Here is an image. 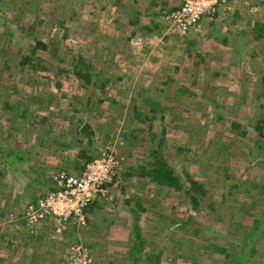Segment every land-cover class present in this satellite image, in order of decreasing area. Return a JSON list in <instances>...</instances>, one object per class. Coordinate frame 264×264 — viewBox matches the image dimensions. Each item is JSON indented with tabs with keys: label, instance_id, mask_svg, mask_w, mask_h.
<instances>
[{
	"label": "rangeland",
	"instance_id": "rangeland-1",
	"mask_svg": "<svg viewBox=\"0 0 264 264\" xmlns=\"http://www.w3.org/2000/svg\"><path fill=\"white\" fill-rule=\"evenodd\" d=\"M248 1L243 4L248 10L243 11L238 3L208 28L219 34L213 53L210 50V56H216L211 63L219 66V75L210 79V88L206 89L201 88L207 83L203 82L207 81L203 64L195 56L189 59L186 52V41L196 32L181 36L161 21L158 33L145 34L143 44L136 40L142 37L139 26L152 18L141 2L133 11L129 2L123 7L116 0H29L23 13L20 6L27 0H0V146H12L16 139L24 143L22 148L38 172H28L30 180L53 179L50 174L60 170L80 175L78 166L85 165L82 150L96 156L110 147L118 162L116 180L109 183L100 199L91 201L98 203L94 206L95 217L88 214L85 224L71 227L75 222L69 223L64 231L62 226H52L60 220L53 212L43 219L47 223H30L26 198L32 190L22 187L23 182L19 185L16 176H7L10 186L0 185L3 264H49L66 258L71 248L78 246L88 251L90 264L145 263L132 261L125 245L133 222L130 210L137 199L143 209L137 224L146 240V251L158 257L157 264H226L215 247L239 250L235 228L242 230L252 219L247 217L249 212L240 210L244 198L249 199L243 188H234L230 194L229 186L245 179L264 183V163L258 160L262 151L256 152L254 134L245 126V119L240 128L248 130L245 136L229 126L232 119L241 121L254 115L264 118V97L257 98L256 104L250 102L264 91V38L247 45L242 33L238 34L249 31L245 30L246 24L257 16L263 21L264 11L253 10L254 1ZM129 9L134 13L130 18L145 10L139 15L141 24L130 25L123 20ZM237 13L241 19L235 18ZM58 18L64 19L63 25L54 22ZM39 19L41 24L36 22ZM33 24L29 33L28 26ZM224 36L230 44L214 52ZM37 40L48 48L31 55L30 47ZM200 47H194L195 52L204 54ZM27 55L32 61L21 64ZM38 58L39 63L32 65ZM80 58L91 66L92 80L98 77L95 84L84 83L73 74ZM193 59L197 63L193 64ZM194 78L197 83L203 82L190 89L194 94L176 97L178 87L186 83L185 87L190 88ZM102 83L104 89H100ZM99 98L102 101L98 102ZM6 102L11 103L10 109L3 106ZM23 107L27 112L22 115ZM217 112L225 119L214 122ZM137 113L155 117L160 140L161 129H165L161 151L177 164L181 178L185 179L180 164L206 185L208 192L198 210L185 193L158 186L136 174L140 164L152 161L149 151L159 142L150 144L147 132L142 131L146 123L136 119ZM160 114L164 118L157 126ZM84 125L91 132L89 145L81 131ZM132 131L134 136L126 135ZM182 148L187 149L181 151L188 158L184 161H180ZM128 173L135 176L129 177ZM4 180L0 178V183ZM220 180L226 185L222 186ZM43 188L38 186L39 190ZM222 196L224 202L220 204ZM211 207L222 221L213 217ZM28 234L33 237L27 238ZM9 239L12 244L6 246ZM247 264H264V237Z\"/></svg>",
	"mask_w": 264,
	"mask_h": 264
},
{
	"label": "trees",
	"instance_id": "trees-1",
	"mask_svg": "<svg viewBox=\"0 0 264 264\" xmlns=\"http://www.w3.org/2000/svg\"><path fill=\"white\" fill-rule=\"evenodd\" d=\"M134 3L137 2V0H132ZM174 2H176L177 0H172ZM254 3H257V6H264V2L263 1H257V0H253ZM127 2H129V6L131 7V1H127V0H116V3L119 4L120 6L125 7L124 4H126ZM181 2V0H179V3ZM28 3L29 0H27V2H24L23 4H21L20 8L21 11L24 13V10H27L28 8ZM134 3L132 5H134ZM152 5H155V1H152ZM252 6V5H250ZM127 7V6H126ZM179 5L176 7L178 8ZM128 8V7H127ZM176 8H168L166 10H161L164 11L166 14L170 11H173ZM133 10V8H132ZM135 11V10H133ZM160 11V10H159ZM161 14V20L157 22L156 18H159L158 16H156L155 12L152 16V18L149 19V21L147 23H144L142 25L139 26L140 30L142 31L141 35H145V34H150V33H158L160 25L159 23L162 21L164 23V25H166V27H168V29L170 28V25L167 24L166 20H165V16L166 14ZM126 14L124 15L125 17L123 18L124 21H126L127 23H129L130 25H139L141 24V18L139 17V15L141 14V12H136L135 13V18H130L134 13L131 11V9L126 10L125 12ZM148 16V15H146ZM119 20V19H118ZM115 21H117V19H115ZM216 21V17L213 18V20H210V24L209 27L211 25H213V23ZM37 24H41L42 23V19L37 20L36 21ZM55 23L59 24V25H63L64 23V19H57L56 21H54ZM34 24L32 26H28V28L30 29L29 33L32 31V29L34 28ZM250 35H248V37H244V43L245 44H249L252 41H258L261 40L262 38H264V21H259V20H254L250 23ZM210 30V29H209ZM208 30V32L205 34V36L202 38V40H196V39H189L188 41H186L187 44V56L190 59V57H194L197 58L200 62V64H203L202 69L204 70V77H206L207 75V81H203V82H207L206 85H202L200 83H197L198 81L195 80V78L192 80L191 84L192 86H190V88H186L185 84L183 83V85L181 87H178L177 92L175 93V96L177 97L178 94H185L187 95V92L189 93V95H193L194 92L192 91L194 87V84H200L201 88L203 86H205V88H210V79H214L218 77L219 75V70H217V64H213L211 63V60L213 57L216 56H210L211 52L213 53V51L207 47L208 51L205 50V48H203L201 46V44H204L206 46H211L212 48L214 47L215 42L218 41L217 37L219 36L218 32L214 29H211L210 31ZM135 32H133L134 34ZM245 36V35H243ZM67 36L64 34V38H66ZM201 46H199V45ZM230 44V40L229 38H227L226 36L222 37L221 42H220V46H222V51L225 49V47H227ZM191 47V49H189ZM194 47L201 48V50L204 52V54L202 52H195ZM48 48V45L43 43L42 41H35V44L33 46L30 47V53L31 55H34L36 52H41V51H46ZM56 49V48H54ZM41 50V51H40ZM211 50V52H210ZM220 51L215 50L214 52ZM30 55H27L24 59V61L21 62V64H25V63H30L32 61V59H30ZM44 57V56H43ZM42 57V59H43ZM193 59V60H194ZM41 59L38 58L34 64L32 65H37V63H39ZM85 60L83 58H80V60H78V64L74 65L72 72L75 75V77L77 79H81L84 81V83H96V80L98 77H96V80H92L93 75L90 73V68L91 66L89 64H86V62H84ZM207 62V63H206ZM193 64L197 63L196 60L192 61ZM80 64V65H79ZM192 64V65H193ZM175 70H178V67H175ZM209 75V77H208ZM197 77V76H194ZM245 80V78H243ZM195 84V85H196ZM193 87V88H192ZM100 89H104V83L101 84ZM190 89H192L190 91ZM204 89V88H203ZM205 90V89H204ZM174 95V93H173ZM264 97V91L260 92L259 94H257V96L254 99H251L250 102H254L256 104V99L257 98H261ZM102 98L98 99V102L102 101ZM165 99L167 100L168 98L165 97ZM188 99V96H187ZM186 99V100H187ZM183 103V101L181 102ZM159 104V103H158ZM157 104V105H158ZM5 108L10 109L11 103L10 102H6L3 105ZM215 107L219 108L220 105L216 104ZM21 108V106L19 107ZM167 109V106L164 108V110ZM151 111H153V109H151ZM21 114L23 115L25 112H27V109L23 107V110H21ZM135 116L137 117L136 119L139 122L142 123H146V126L144 129H142V131L147 132V137L148 140L150 142V144L152 142H154L155 140H159V142L156 144L157 147L152 148L149 151V155L152 159V161L145 163V164H140L137 167V172L136 174H138L140 177H145L148 178L150 182H154L156 185L158 186H162V187H167L170 188L172 190H174L175 192H183L185 193L189 200L191 201L192 206L194 207L195 210H198V207L201 206V202H202V198L206 195V193L208 192V189L206 188V185L200 181H198L196 178L192 177V175H190L188 172H186L184 170V168H182V164L178 165V167H180V172L182 173L183 178H181V175L178 173L177 170V166H175L176 163H171L170 162V158H167L166 156L163 155L161 149H162V144L164 143V135H165V129L162 127L161 129V134H162V138L161 140L159 139L158 136V132L155 131V126L156 124L154 123V119L155 117L152 116H145V115H140L137 113L135 114ZM261 116V115H260ZM260 116L254 115L252 117V119L247 118V117H243L241 119V121H238L237 119H232L230 122V128L233 130H237L239 129V135L241 136H245L247 134V129H240L241 128V122L245 119L244 122H246L245 126L247 128H250V132L252 134H254V138H253V144L254 147L256 149V152L258 151H262V153L259 152V156H258V160H260V163H264V118H260ZM164 115L160 114V122L157 123V126H160L161 121H163ZM228 118V117H226ZM255 118V119H254ZM224 116L219 114V112H217V117L214 120V122H217L218 120H224ZM254 119V121H253ZM41 120H45L44 118H42ZM36 122V121H35ZM33 121V123H35ZM32 123V122H31ZM32 123V125H33ZM82 132L85 133V136L87 137V145H89V143L92 142L91 140V132H89V128L87 125H84V127H82L81 129ZM136 130H134L135 132ZM133 131L131 133H128L126 135H130V136H134L135 133ZM110 135V134H108ZM107 135V136H108ZM129 136V137H130ZM24 143H21L19 140H15L14 144L12 146H4L1 147L0 146V166H2L3 168L0 169V178L5 180L0 183V185H7L9 184V180L8 178L6 179L7 176L10 177H14L16 176L19 180V185H21L22 183V187H27L30 189L31 193L26 195H23V197H27V204L28 206H34L35 208L37 207L38 203L40 200L44 199L48 194L52 193V192H58L62 190L61 184L59 183V181L52 179L51 177H49V179H44V180H30L29 179V173L35 174L37 175V169L34 167V162L30 159L29 153L25 150H23L22 145ZM86 144V143H85ZM155 145V144H154ZM153 145V146H154ZM68 146V145H67ZM187 149H180V152L182 151H186ZM182 154V160L180 161H184L187 158V156H185L183 153ZM96 155V154H95ZM81 157H83L85 160V164L89 161H91L94 157L93 153L88 152L87 150H82V155ZM177 165V164H176ZM5 168V169H4ZM83 166H81V170H82ZM223 171L226 173L227 172V168H222ZM28 173V174H27ZM57 173H64L66 175L64 176H69L70 174L68 172L65 171H61L60 172H54L52 174H50L51 176L56 175ZM127 176L131 177V176H135V174L133 175V173H128L126 174ZM229 177V176H228ZM27 179V180H22V179ZM58 179V178H57ZM219 182V180H217ZM222 184V186H225L226 183L224 182L225 180H220ZM8 186V185H7ZM6 186V187H7ZM10 186V184H9ZM38 186H42L44 187L42 190L38 189ZM20 186V188H22ZM243 188V192L244 194H246L248 196V200H246L244 198L243 202L240 205V210L242 213L245 212H249V214H247V217H251V221L249 222V224L246 227H243L242 230H239V227L235 228L238 229L236 230L234 233L237 234L238 239H240V248L239 250L235 249L233 252L229 251L228 248L225 247H215V249L217 251H220L223 254V259L226 262V264H247L248 261H252V257L256 255V250H257V243L263 240L264 237V183H260L254 180H249V179H245L242 182L240 181H236L235 183H232L229 186V191L228 193L231 194L232 190L235 189H239V188ZM22 195V194H21ZM20 195V197H21ZM245 197V196H244ZM223 196L222 199L220 201V204H223ZM97 201L90 204L88 207L86 206L84 208V212L85 215L87 216L88 214H92L93 217H95V205H98ZM134 207L131 208L130 212L132 215V225L131 228L129 229V233L127 234L126 237V246L128 248L127 250V256L134 261L135 263H139L142 261H145V263L142 264H157L158 262V257L154 256V254L148 253L146 251V240L144 239V237L141 235V230L139 225L137 224V221L140 219L141 217V213L143 211V209L141 208V204L139 199L135 200L134 202ZM103 205V207L105 206L103 203L100 204L99 206ZM212 206V205H210ZM247 207V208H246ZM212 209H214L212 211V213L214 214L213 217L216 218V220L222 221L219 212H217V210L214 207H211ZM251 210V211H250ZM216 213V214H215ZM0 215H3V212H0ZM87 220V217H86ZM44 223H47V221H44ZM73 227V226H72ZM23 234H25V231H22ZM29 236L27 238H32L33 234H28ZM13 237H16L15 234L12 235ZM20 237V236H19ZM130 237L132 238L130 240ZM12 239V238H11ZM6 240V246H11L12 244V240ZM93 246V245H92ZM157 260V262L155 261ZM67 260H65L63 257H60L59 260H52L49 264H67L66 263ZM4 263V258H0V264ZM23 264H28L27 262L23 263ZM109 264H112V262H110ZM190 264H197L195 261H192V263Z\"/></svg>",
	"mask_w": 264,
	"mask_h": 264
},
{
	"label": "built area",
	"instance_id": "built-area-1",
	"mask_svg": "<svg viewBox=\"0 0 264 264\" xmlns=\"http://www.w3.org/2000/svg\"><path fill=\"white\" fill-rule=\"evenodd\" d=\"M257 1L264 2V0ZM248 2V0H181L178 8L167 14L163 12L166 14L164 18L167 24L170 25L169 30L181 36H188V33L198 32L202 19L213 20L221 11L228 12L236 4L244 6L243 4ZM115 155L113 148L109 147L101 155L87 162L80 175L64 176L63 173L54 175L53 179L59 181L62 190L48 194L39 201L36 208L29 206L26 218L28 215L29 222L35 224L46 221L43 219L53 212L59 216L60 220L51 223L52 226L65 228L64 225L68 227V224L73 222L75 223L71 225L85 224L84 208L93 198L100 199L109 183L116 180L118 162ZM71 250L67 256V264H90V255L85 248L78 246Z\"/></svg>",
	"mask_w": 264,
	"mask_h": 264
},
{
	"label": "crops",
	"instance_id": "crops-1",
	"mask_svg": "<svg viewBox=\"0 0 264 264\" xmlns=\"http://www.w3.org/2000/svg\"><path fill=\"white\" fill-rule=\"evenodd\" d=\"M130 1H132V0H130ZM152 1H155V5H152ZM133 2V1H132ZM139 2H141L142 3V5H143V7L146 9V11H147V13L149 14V15H151V16H153V14H154V12L156 13L155 15L156 16H158L159 18H160V20H161V14H162V12L163 11H161L162 9L163 10H166V9H168V8H170V9H172L173 7L174 8H176L178 5H180V3H179V0H177L176 2H174V1H172V0H137V2L136 3H134V5H131V7L132 8H134L135 7V5H137ZM253 6H255V8H253V10H261L262 12L264 11V6H257V3H255V4H252ZM159 6V7H158ZM156 7H158L156 10H155V8ZM166 8V9H165ZM242 8H243V11L244 10H248V7L247 8H245L244 6H242ZM160 10V11H159ZM145 11V10H144ZM144 11L143 10H139V12H141L142 14L144 13ZM247 13V12H246ZM223 14V12L221 11L220 13H218V15H217V17H216V20H219V17H220V15H222ZM239 13H237L236 14V16H235V18H242V16L239 14ZM258 18H256V20H259V21H262L261 20V17L262 16H257ZM249 18H250V16H249ZM244 19V18H243ZM264 21V20H263ZM250 23L252 22V21H249ZM215 23V22H214ZM214 23H213V25H211V26H214ZM250 23L248 24H246V27H245V30L247 31V29H249V31H247V32H243V30H241L240 32H238V34L240 33H242V36L244 35V34H250L249 32L251 31L250 30ZM209 24H210V20L209 19H207V18H204V19H202L201 21H200V24H199V27H198V32H196V33H198L197 35H196V33H193L192 35H194V37H193V39H195L196 37H197V39L199 38V37H204L205 36V34L208 32V27H209ZM218 25H220V24H218ZM244 29V28H243ZM210 31V30H209ZM180 35V34H179ZM243 37H246V36H243ZM248 37V36H247ZM145 38V40H146V38H147V35L146 36H144V35H142V37H141V39L140 38H138V39H136V40H138L139 41V43L140 44H143V39ZM192 39V38H191ZM208 48H210V49H212V47L209 45V46H207ZM220 48H222L221 46H218L216 49H219L220 51L222 50V49H220ZM225 48H227V47H225ZM207 51H208V49H206ZM199 51V50H198ZM99 156V154L98 155H96V156H94L93 158H96V157H98ZM80 169V171H81V166H78Z\"/></svg>",
	"mask_w": 264,
	"mask_h": 264
},
{
	"label": "clouds",
	"instance_id": "clouds-1",
	"mask_svg": "<svg viewBox=\"0 0 264 264\" xmlns=\"http://www.w3.org/2000/svg\"><path fill=\"white\" fill-rule=\"evenodd\" d=\"M83 167H84V166H83ZM82 169H83V168H82ZM90 204H91V203H90ZM90 204H89V205H90ZM89 205H88V206H89ZM88 206H87V207H88ZM86 217H87V216H86ZM86 221H87V220H86ZM69 225H70V224H69ZM72 226H74V225H71V227H72ZM64 259L67 260V257L64 258ZM66 263H67V262H66Z\"/></svg>",
	"mask_w": 264,
	"mask_h": 264
}]
</instances>
